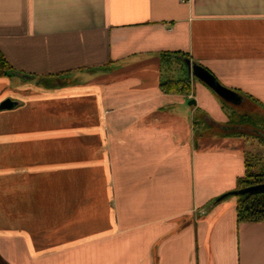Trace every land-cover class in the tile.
<instances>
[{
    "label": "crops",
    "instance_id": "obj_1",
    "mask_svg": "<svg viewBox=\"0 0 264 264\" xmlns=\"http://www.w3.org/2000/svg\"><path fill=\"white\" fill-rule=\"evenodd\" d=\"M0 50L9 264H264V222L214 202L246 173L237 109L264 112V0H0Z\"/></svg>",
    "mask_w": 264,
    "mask_h": 264
},
{
    "label": "trees",
    "instance_id": "obj_2",
    "mask_svg": "<svg viewBox=\"0 0 264 264\" xmlns=\"http://www.w3.org/2000/svg\"><path fill=\"white\" fill-rule=\"evenodd\" d=\"M11 70L10 64H8L5 56L0 50V76H7ZM237 115L238 114H236L235 118H232V123H244L246 125L255 123L250 117L246 118L241 115V118H239ZM253 127L256 128L255 125H253ZM238 134L245 135V132H238ZM261 135L263 136L264 134ZM251 156H253L252 159L247 157L246 160L245 175L237 179V189L264 183V157H259L257 152H252ZM236 198L238 200L236 204V214L239 223L264 222V191H255L250 194L236 196Z\"/></svg>",
    "mask_w": 264,
    "mask_h": 264
},
{
    "label": "water",
    "instance_id": "obj_3",
    "mask_svg": "<svg viewBox=\"0 0 264 264\" xmlns=\"http://www.w3.org/2000/svg\"><path fill=\"white\" fill-rule=\"evenodd\" d=\"M185 62L187 64L188 73L190 75L198 78L206 85L210 86L212 90L222 99L231 101L233 103L240 102L241 96L233 91L232 89L224 86L222 83L218 81L214 74L209 72L207 69H204L202 66L196 64L191 61V59L185 58ZM196 101L193 99L189 103L193 105ZM17 105V102L13 101L12 98L8 97L0 103V110H5L8 108H14ZM255 191H264V183L255 184L253 186H248L244 188L234 189L225 192V194L220 195L217 199L214 200L215 203H219L225 200V198L239 196L243 194H250Z\"/></svg>",
    "mask_w": 264,
    "mask_h": 264
},
{
    "label": "rangeland",
    "instance_id": "obj_4",
    "mask_svg": "<svg viewBox=\"0 0 264 264\" xmlns=\"http://www.w3.org/2000/svg\"><path fill=\"white\" fill-rule=\"evenodd\" d=\"M67 82L69 83V80ZM55 83L60 84L61 81L50 80L46 82L44 85L50 86V85H54ZM237 110H238L237 114H240V115H237V117L241 118V115H243L246 118L248 117H250V119L252 118L255 122L254 124L246 125L247 130H245V132L248 134L247 136L252 142V147L248 148L249 150L247 152V157L249 159H252L253 157L251 156L252 152L253 153L257 152L259 157H264V154H263L264 153V135L263 136L261 135V134H264V112L253 101H250V102L247 101L244 105H241V107H239ZM253 125H255L256 128H254ZM204 127L206 126L200 121L198 129H202ZM218 197H216L215 199H217ZM226 200L235 202V204H237L238 202L235 196L225 198V200L222 202H225ZM0 264H9L8 260L4 258V256L1 254H0Z\"/></svg>",
    "mask_w": 264,
    "mask_h": 264
}]
</instances>
